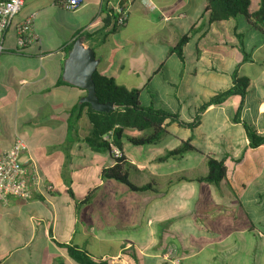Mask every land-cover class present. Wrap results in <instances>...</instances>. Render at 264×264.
<instances>
[{
    "label": "crops",
    "instance_id": "obj_1",
    "mask_svg": "<svg viewBox=\"0 0 264 264\" xmlns=\"http://www.w3.org/2000/svg\"><path fill=\"white\" fill-rule=\"evenodd\" d=\"M259 2L250 0L249 11ZM204 8L205 0H79L72 10L59 0L24 1L0 55V155L23 139L22 161H34L41 185L29 201L0 202V264H76L59 245L108 264H264V144L250 148L244 129L264 137V38L243 16L209 23ZM120 12L125 25H106ZM135 16L147 27L141 38L128 34ZM28 18L37 41L19 52L15 27ZM192 28L180 59L170 48ZM78 38L93 50L99 75L138 89L141 106L185 124L166 121L152 145L122 141L130 184L149 190L101 178L113 157L88 144L86 92L63 79ZM234 78L248 82L243 100L232 95L200 110ZM186 141L196 151L167 155ZM207 157L224 161L226 183L194 181L207 173Z\"/></svg>",
    "mask_w": 264,
    "mask_h": 264
},
{
    "label": "trees",
    "instance_id": "obj_2",
    "mask_svg": "<svg viewBox=\"0 0 264 264\" xmlns=\"http://www.w3.org/2000/svg\"><path fill=\"white\" fill-rule=\"evenodd\" d=\"M250 0H205L204 12L209 23H217L243 16L248 24L258 31L264 38V0H260L258 8L254 12L249 11ZM111 23L112 28L117 26V18L107 17L106 25ZM194 33L193 28L189 34L182 35L176 45L170 48V52L182 59V48L190 40ZM95 94L100 104L112 103L113 108L109 112H96L91 109L88 103H82L81 107L87 108V118L91 125L92 134L87 139L90 147L95 151H107L111 154V147L114 146L120 152L117 158L113 157L114 165L101 171L103 180H114L126 185L131 191L139 192L149 190L148 185L137 187L130 184L127 173V162L122 153V141L126 140L133 146H145L155 144L165 132L166 121L177 122L185 125L177 115L164 110H156L150 107H143L138 101L139 90H128L117 85L113 79L99 75L96 71L93 76ZM248 82L246 79L234 78L232 86L209 99L201 107L203 111L208 105L221 104L226 98L232 95H239L241 99L246 95ZM242 103L239 106L241 108ZM192 127L193 125H187ZM248 145L256 148L264 144V137L248 125L244 124ZM131 132L141 133L140 136L130 135ZM110 133L111 141L103 139ZM196 149L188 142L182 144L175 150L167 153L168 156H180L187 152H194ZM207 173L205 176L195 179V182L209 183L220 186L227 182V168L223 160L212 157L206 158ZM93 198V192L88 193L80 201L79 206L87 205ZM66 250L68 257L76 264H108L99 262L89 257L83 251L68 245H59Z\"/></svg>",
    "mask_w": 264,
    "mask_h": 264
},
{
    "label": "built area",
    "instance_id": "obj_3",
    "mask_svg": "<svg viewBox=\"0 0 264 264\" xmlns=\"http://www.w3.org/2000/svg\"><path fill=\"white\" fill-rule=\"evenodd\" d=\"M25 0H0V55L4 52V40L8 29L11 27L15 16L21 11ZM79 0H59V6L66 10L75 9ZM127 15L120 12L117 18V25L123 26L126 23ZM15 49L23 51L37 41V35L32 18L18 23L15 27ZM110 142V133L103 137ZM27 146L23 139L17 137L13 144L0 155V202L5 203L9 197L21 201H29L34 194L39 192L41 178L37 166L33 160L23 162L22 157ZM120 152L116 147H111V155L114 158ZM174 249H169L167 257L173 256Z\"/></svg>",
    "mask_w": 264,
    "mask_h": 264
},
{
    "label": "water",
    "instance_id": "obj_4",
    "mask_svg": "<svg viewBox=\"0 0 264 264\" xmlns=\"http://www.w3.org/2000/svg\"><path fill=\"white\" fill-rule=\"evenodd\" d=\"M98 63L93 50L85 46L82 38H78L74 41L65 60L63 79L67 83L85 90L86 94L80 103H88L91 109L96 112H109L113 108L112 103L100 104L95 94L92 76Z\"/></svg>",
    "mask_w": 264,
    "mask_h": 264
},
{
    "label": "rangeland",
    "instance_id": "obj_5",
    "mask_svg": "<svg viewBox=\"0 0 264 264\" xmlns=\"http://www.w3.org/2000/svg\"><path fill=\"white\" fill-rule=\"evenodd\" d=\"M138 18H139V16H135V17L132 18V20L130 21V28H129L128 34H129L130 36L134 37V38H136V37H137V38H141V37L143 36V32H145V29L147 28V27H146V28L143 30L142 28H139V27L137 26V21L139 20ZM100 196L103 197V196H104V192H102V193L100 194ZM101 199L103 200V198H101ZM98 209H99V208H98ZM98 209H97V210H98ZM85 211H86V209L83 208V209H81V211L75 216V218L77 219V223L74 224V226L76 227V229H80L81 226H82V223H84V222L86 221V218H84V217H85V215H84V212H85ZM88 211H89L90 213H94V212L96 211L95 203H92V204L89 206ZM63 219H64L63 221H67V217H66L65 214H63ZM87 241H88V240H87ZM72 243L83 244L84 241H81V240H79L77 237H74ZM88 243L91 244L90 241H88Z\"/></svg>",
    "mask_w": 264,
    "mask_h": 264
}]
</instances>
